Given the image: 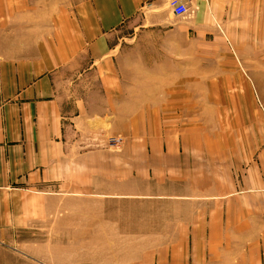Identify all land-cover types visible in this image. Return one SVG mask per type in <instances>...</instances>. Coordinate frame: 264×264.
Segmentation results:
<instances>
[{
    "label": "crops",
    "instance_id": "0c3cea01",
    "mask_svg": "<svg viewBox=\"0 0 264 264\" xmlns=\"http://www.w3.org/2000/svg\"><path fill=\"white\" fill-rule=\"evenodd\" d=\"M33 1L27 9L40 14L43 5ZM169 1L74 0L61 11L49 0L56 13L48 27L24 14V0H0V264H33L28 248H17L30 245L32 229L92 225L94 195L112 197L110 205L97 201L103 208L137 205L140 196L179 202L182 215L199 217L189 231L182 222L179 232L229 231L239 236V248L220 242L216 249L230 246L232 264H264V117L223 131L228 138L219 143L203 140L213 141L212 133L200 128L203 138L185 145L191 128L179 123V98L154 105L117 83L116 32L164 25L158 12L169 10ZM188 5L187 27L200 37L215 33L216 23L240 22L239 12L249 28L264 19V5L252 13L248 0ZM258 98L264 108V93ZM118 134L127 148L117 152L104 144ZM148 141L161 147L147 148ZM146 164L160 166L161 176ZM144 172L162 181V192L145 176V188L138 184Z\"/></svg>",
    "mask_w": 264,
    "mask_h": 264
},
{
    "label": "rangeland",
    "instance_id": "374dc122",
    "mask_svg": "<svg viewBox=\"0 0 264 264\" xmlns=\"http://www.w3.org/2000/svg\"><path fill=\"white\" fill-rule=\"evenodd\" d=\"M54 1L61 11L69 10L72 3L75 4L74 0ZM33 2L40 7L43 5L41 9L44 10L40 14L33 13L27 9L31 8L30 0H24L25 10L29 11L24 14L36 20L34 23L41 19L47 22L48 27L54 26V4L49 0H44L45 4L40 0ZM238 2L241 4V0ZM248 3V9L258 13L264 0H248ZM240 8L238 5L237 10ZM158 13L164 25L144 28L126 25L116 32L113 54L118 55L114 68L118 85L127 91L132 87L140 99L154 105L160 100L179 98V123L191 128L184 132L190 133V137L183 138L185 145H188L187 140L196 143L198 138H203L198 135L200 128H207L212 133L213 141L209 140L210 136L209 139L204 136L203 140L219 143L223 138L226 141L228 135L224 132L230 127L246 126L259 116L262 119L263 101L258 97L264 93V19L252 21L253 27L249 28L250 22L243 21L245 15L239 12L240 22L216 23L215 33L200 37L187 27L191 18L189 14L186 17L173 15L170 7ZM205 105L212 108L204 114L198 112ZM115 137H120V140L114 141ZM233 137L237 140L239 134H233ZM173 141L172 144L176 145V140ZM179 141L182 144L181 138ZM124 143L118 134L107 136L104 145L118 152L127 148ZM147 143V148L161 147L159 141ZM144 148L143 145L135 147L136 150ZM146 167L155 169L157 176H161L160 166L155 168L146 164ZM141 170L146 171L145 165ZM144 174L138 179L145 176L153 182L150 187H154L155 192H162L161 185L157 183L162 181L159 178L156 181L154 173L148 172V177ZM146 179L138 180L143 188ZM142 191L145 190L140 189L138 193ZM156 196H140L139 204L120 207L108 206L110 203L106 199H112L111 196H91L95 213L92 216L96 221L92 225L82 222L71 226L35 228L29 233L30 245L17 248H28L33 264H232V248L216 249V245L233 243L236 250L240 246L239 236H231L229 231L215 236L214 233H181L182 222L185 223L184 229L189 231L193 223H198L195 221L199 217L188 219L182 215L186 211L179 202H166ZM103 200L108 203L106 208L96 204ZM192 205L189 204V213ZM169 207L171 210H167ZM123 210L128 213L123 214Z\"/></svg>",
    "mask_w": 264,
    "mask_h": 264
},
{
    "label": "built area",
    "instance_id": "2783aa9c",
    "mask_svg": "<svg viewBox=\"0 0 264 264\" xmlns=\"http://www.w3.org/2000/svg\"><path fill=\"white\" fill-rule=\"evenodd\" d=\"M189 0H170L169 7L171 13L176 16L186 17L189 13ZM114 141L120 140V137L113 138Z\"/></svg>",
    "mask_w": 264,
    "mask_h": 264
}]
</instances>
